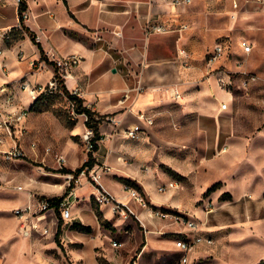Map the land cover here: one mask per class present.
Returning <instances> with one entry per match:
<instances>
[{
    "label": "crops",
    "instance_id": "obj_1",
    "mask_svg": "<svg viewBox=\"0 0 264 264\" xmlns=\"http://www.w3.org/2000/svg\"><path fill=\"white\" fill-rule=\"evenodd\" d=\"M24 1L29 13L23 23L24 29L15 28L8 41L0 36L2 59L9 69L8 75L0 76V85L8 82L31 111L34 102L26 91L19 89L18 81L26 78L33 84H46L54 72L53 64L48 61L49 55L81 56L83 59L67 78L66 87L70 91L79 89L86 105L103 116L99 125L103 138L94 152L95 164L110 167L103 172L105 186L116 197L130 203L146 225L142 232L139 221L116 218L108 206L95 201L94 187L85 182L76 190L77 199L72 202L73 224L90 226L92 231L75 230L72 238L85 248L112 247V243L106 241L111 238L123 243L119 249L139 247L137 243L142 241L144 251L150 247L177 250L173 245L175 239L164 235L175 234L177 237L185 233L186 227L154 217L148 209L141 207L124 191L127 181L135 182L152 205H183L194 218L205 220L197 231L202 236L213 238L217 231L225 234L231 229H241L264 237V126L253 138L240 137L230 108L232 95L220 85L217 76H212L199 94L192 97L191 105L185 98L183 88L194 70L187 65L188 52L184 55L180 51L185 49L187 42L185 12L193 5V0L185 7H173V0ZM229 9L231 11V5ZM244 14L264 15V10L241 15ZM17 24L15 0H0V35ZM155 25H162L165 30H153ZM195 45L200 54L202 41ZM19 53L23 58H19ZM33 61H38L40 67L32 68ZM204 70H201L202 76ZM176 93H179L178 97ZM223 102L228 103L227 109H222ZM175 105L182 110L188 108V114L195 115L196 128L192 132L182 130L183 143L178 145L183 154L185 150H191L189 154L195 156L192 150L198 151L199 168L186 172L183 165L179 162L177 165L178 172L191 174L192 196L186 191L181 192L176 180L171 181H176L177 186L160 192L149 166L153 156L159 153L155 148L163 145L157 131L162 129L164 121L168 126L166 109ZM141 114L153 123L142 119ZM107 115L120 121L118 128L105 120ZM134 125L142 128L137 139L129 138L123 132ZM86 128L81 118L77 130L84 134ZM187 139L192 143L186 145ZM78 161L70 156L69 170L77 169ZM214 185L217 187L208 193L214 207L208 211L194 207L200 195ZM42 188L47 192L56 191L52 187ZM174 192H177L176 196ZM31 200L26 192L23 203ZM98 210L109 227L102 224ZM222 245L221 241L216 245L203 242L197 247L203 252L208 247ZM120 261L116 260L119 264L124 263Z\"/></svg>",
    "mask_w": 264,
    "mask_h": 264
},
{
    "label": "rangeland",
    "instance_id": "obj_2",
    "mask_svg": "<svg viewBox=\"0 0 264 264\" xmlns=\"http://www.w3.org/2000/svg\"><path fill=\"white\" fill-rule=\"evenodd\" d=\"M193 1V5L185 12L184 22L187 34L184 48L189 56L187 65L194 70V75L183 88L187 104L191 105L194 101L192 97L199 94L201 88L217 76L220 85L232 95L230 108L236 132L240 137L253 138L264 126V15L244 14L235 21L230 16L228 0ZM244 40L253 46L249 56L243 52ZM197 41L203 43L200 54L195 48ZM216 44L223 46L224 53L217 62L209 64L211 51ZM238 62L242 63L241 67ZM202 68L205 69L203 76L200 74ZM244 70L256 74L258 80L245 85L242 73ZM220 71L222 73H218ZM220 77L224 78V82L220 81ZM69 92L71 93L70 90ZM74 105L76 107V101L68 93L42 98L32 107L25 123L26 129L21 135V144L27 155L19 160H6L0 154V264H119L117 259L124 261L123 264H178L181 253L175 248L150 247L144 251L142 241L137 243L139 247L119 249L111 245L112 247L85 248L72 238L75 230L82 232L73 226V214L68 221L63 219L61 209L38 211L39 200L43 198L58 197L65 193L68 196L72 188L76 192L85 182L92 185L89 175L82 177L77 183L73 173L67 172L71 169L70 156L79 160L78 168L89 159L90 153L94 155V152L87 150L83 134L77 130V124L83 116L75 117L72 113ZM83 105L87 106L84 99ZM166 113L168 126H165L164 121L162 129L157 131L163 145L155 148V152L159 153L153 156L149 164L150 171L155 176L157 185L176 180L180 183L179 190L192 196L191 174L178 172L177 165L178 162L183 165L186 172L194 167L199 168L200 157L196 156L198 151L192 150L195 156L189 154L191 150H185L183 154L178 145L183 143L182 130L192 132L196 128L195 115L188 114V108L182 110L176 105L166 109ZM33 143L37 144L36 150L31 148ZM191 143V139L185 140L186 145ZM60 155L67 158V164L63 168L57 162ZM18 185L23 186V189H16ZM45 186L56 191L47 192L42 188ZM140 188L144 191L142 186ZM24 192L32 199L26 204L23 203ZM173 194L176 196L177 192ZM212 201L206 192L200 195L193 206L208 211L214 207ZM28 205L33 207L25 219L16 211ZM149 205L150 208L184 217L179 222H175L173 218L161 219L181 224L186 227L185 233L190 232L186 226L187 220L206 223L205 220L194 218L191 211L183 208L182 204L181 207L167 204L154 206L149 202ZM59 226L61 232L57 234ZM25 229H29V236L24 235ZM139 229L145 231L144 227L139 226ZM164 237L173 240L177 238L175 234ZM112 240L106 238L110 244ZM212 240L213 244L210 245L221 241L223 247H208L203 252H199L196 247L188 264H258L264 260L262 236L245 233L241 229H231L230 233L225 234L214 232ZM173 245L176 247L175 242Z\"/></svg>",
    "mask_w": 264,
    "mask_h": 264
},
{
    "label": "built area",
    "instance_id": "obj_3",
    "mask_svg": "<svg viewBox=\"0 0 264 264\" xmlns=\"http://www.w3.org/2000/svg\"><path fill=\"white\" fill-rule=\"evenodd\" d=\"M231 5L230 16L233 20H237L242 13L248 12H261L264 10V0H229ZM192 0H173V7H185L190 4ZM15 3L18 7V24L15 27H12L5 32H3L0 36L6 41L11 39L12 32L15 28L24 29V21L29 17L28 7L22 8L25 4L24 0H15ZM153 30L163 31L165 30L162 25L153 26ZM38 39V37H37ZM98 39H101L98 37ZM243 52L246 56H249L253 51V46L247 40L242 42ZM181 54H186V49H182L180 51ZM223 46L221 44H217L214 50L209 57V64H213L217 62L220 57L223 55ZM2 49H0V76L8 75L9 69L7 64L2 59ZM19 58H23V55L19 53ZM82 57L76 54L69 55L67 57H56L54 55L48 56V61L53 64V76L49 79L46 84H39L28 81L26 78H21L19 82V88L22 91H26L29 95V98L35 102L41 96H51L58 94H66L64 85L66 86V80L70 77L76 67L82 61ZM186 64V63H185ZM240 67L242 66L241 62H238ZM32 68H39L40 63L38 61L31 62ZM218 73H222L221 71ZM245 78V85H248L251 82L258 80L256 74L248 72L247 70L242 71ZM223 74L230 77L227 72ZM220 81L224 82V78L220 77ZM231 80V79H230ZM73 95L80 96L79 89H73L71 91ZM177 97L179 93H176ZM222 109H227L228 103L223 102L221 105ZM30 113V107L24 105L21 100H19L18 94L14 88L8 85V82L0 85V154L6 160H19L24 158L27 155V152L23 148L21 144V135L24 133L26 129L25 121ZM72 113L75 117L83 116V120L86 122L89 120V116L85 113L78 114L75 111V105L73 106ZM77 113V114H76ZM140 117L148 121V123L152 124L153 120L147 117L145 114H141ZM105 120L108 123H111L116 128L119 127L120 121L116 120L112 115H107ZM142 131L140 125L129 126L124 129V134L133 139H137L139 137V133ZM94 130L93 128H86V132L83 134V141L86 145V148L89 152H94ZM31 148L33 150L37 149V144L33 143ZM57 162L60 168H63L67 164V158L64 155H60L57 158ZM147 169V168H146ZM106 170H110L106 164L103 165H93L91 167H84L80 173H73V177L76 178V182L79 183L82 177H86L89 175L90 182L92 183L95 192L93 194L95 201L99 205L108 206L111 212L115 217L123 219V221H127L129 219L135 218L140 224L146 229L145 223L140 219L138 212L133 208V206L118 197H116L104 184L103 182V172ZM178 183L175 181H171L166 184H161L158 186V190L160 192H166L169 188L177 186ZM124 191L126 194L137 201L141 207L148 209L154 217L159 218H173L175 222L182 221L184 217L181 215H171L161 211L160 209L150 208L149 201L146 196L140 189L130 184H124ZM16 189L22 190L23 186L18 185ZM75 188H72L69 192L68 196H65L63 200L60 202V207L62 217L65 220L70 221L72 219V202L77 199V196L74 192ZM32 205H28L24 209H18L16 212L20 214L21 217L27 218L26 215L32 211ZM55 209L51 207L50 201L48 198H43L39 200L38 203V211L43 212L45 210ZM37 211V212H38ZM202 223H198L196 220H187L186 226L188 227V233H184L183 236H178L175 239L176 249L179 253H181V258L178 264H188L190 262V256L194 253L198 244L206 242L208 244H213V240L210 237H205L197 233L200 229V225ZM24 228V227H23ZM25 236H29V229H25L23 231ZM121 241H112V245L115 248H119L122 246Z\"/></svg>",
    "mask_w": 264,
    "mask_h": 264
},
{
    "label": "trees",
    "instance_id": "obj_4",
    "mask_svg": "<svg viewBox=\"0 0 264 264\" xmlns=\"http://www.w3.org/2000/svg\"><path fill=\"white\" fill-rule=\"evenodd\" d=\"M22 8H25V4L22 6ZM31 35L33 36V41L35 43L39 44L36 41L34 35L33 34H31ZM39 47L41 48L40 44H39ZM42 57H43V53H42ZM64 89H65V92L68 93L69 96L76 101L75 111L78 114L85 113V114H87L89 116V120L86 122V126L89 127V128H93V130H94L93 143H94V152H95L98 149L99 140H101L103 138L101 133H100V131H99V125L101 123V120L103 119V116L97 114L91 108L83 105V99L81 97H79V96H75V95L71 94L69 92L68 88L65 85H64ZM44 97H49V96H41V97H39L33 103L32 107H34L39 102V100H41ZM95 163H96L95 157H94L93 153H90L89 154V159L81 167H78L74 171L68 170L67 172L78 174V173H80V171L84 167H91V166L95 165ZM126 183L137 187V184L135 182L127 181ZM216 187H217V185H214L212 188L208 189L207 193L213 191ZM66 194L67 193H65L62 196H58V197H49L48 200L50 201L51 207L55 208L56 211H58L59 207H60V202L63 200V198L66 196ZM98 216H99L100 220H102V214H101V212L99 210H98ZM102 224L106 225V226H109L107 223L105 224L103 221H102ZM73 226L76 227V228H79V229H81L83 231H86L88 233H90L92 231V228L90 226H84V225L77 224V223H74ZM60 232H61V229H60V226H59L57 234H59ZM258 264H264V260L260 261Z\"/></svg>",
    "mask_w": 264,
    "mask_h": 264
},
{
    "label": "water",
    "instance_id": "obj_5",
    "mask_svg": "<svg viewBox=\"0 0 264 264\" xmlns=\"http://www.w3.org/2000/svg\"><path fill=\"white\" fill-rule=\"evenodd\" d=\"M114 72H116V69H113Z\"/></svg>",
    "mask_w": 264,
    "mask_h": 264
},
{
    "label": "bare ground",
    "instance_id": "obj_6",
    "mask_svg": "<svg viewBox=\"0 0 264 264\" xmlns=\"http://www.w3.org/2000/svg\"><path fill=\"white\" fill-rule=\"evenodd\" d=\"M41 219H42V216H41Z\"/></svg>",
    "mask_w": 264,
    "mask_h": 264
}]
</instances>
